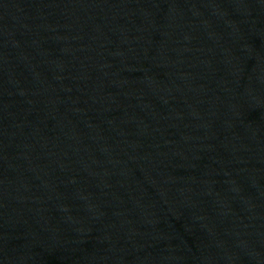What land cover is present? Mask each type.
Returning <instances> with one entry per match:
<instances>
[{
	"label": "water",
	"instance_id": "1",
	"mask_svg": "<svg viewBox=\"0 0 264 264\" xmlns=\"http://www.w3.org/2000/svg\"><path fill=\"white\" fill-rule=\"evenodd\" d=\"M0 264H264V0H0Z\"/></svg>",
	"mask_w": 264,
	"mask_h": 264
}]
</instances>
